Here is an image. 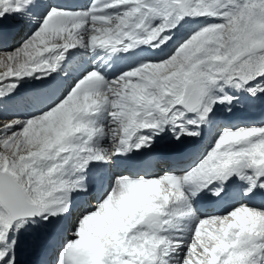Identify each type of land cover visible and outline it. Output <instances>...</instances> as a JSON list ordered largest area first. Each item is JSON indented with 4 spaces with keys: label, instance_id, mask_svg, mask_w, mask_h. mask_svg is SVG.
Wrapping results in <instances>:
<instances>
[{
    "label": "snow or ice",
    "instance_id": "snow-or-ice-1",
    "mask_svg": "<svg viewBox=\"0 0 264 264\" xmlns=\"http://www.w3.org/2000/svg\"><path fill=\"white\" fill-rule=\"evenodd\" d=\"M258 108L264 0H0V264H264Z\"/></svg>",
    "mask_w": 264,
    "mask_h": 264
},
{
    "label": "bare ground",
    "instance_id": "bare-ground-1",
    "mask_svg": "<svg viewBox=\"0 0 264 264\" xmlns=\"http://www.w3.org/2000/svg\"><path fill=\"white\" fill-rule=\"evenodd\" d=\"M260 121H264V109H260L259 111L255 112V113H245V114H241V115H239V114H237V112H235L229 118L230 123H240V124L258 123ZM206 142H207V137H206L205 141H203L199 145H197L198 150H202L203 147L205 146ZM151 159L153 160L154 167H155L158 158L154 156ZM160 166L162 167L163 165H160ZM205 208H207V207L202 206V210H205ZM24 259H25V261H30L31 257L25 256Z\"/></svg>",
    "mask_w": 264,
    "mask_h": 264
},
{
    "label": "rangeland",
    "instance_id": "rangeland-1",
    "mask_svg": "<svg viewBox=\"0 0 264 264\" xmlns=\"http://www.w3.org/2000/svg\"><path fill=\"white\" fill-rule=\"evenodd\" d=\"M259 110H260V108H258L255 112H257V111H259ZM236 112H237V114H239V115H241V114H245V113H255V112H246V111H243V110H237Z\"/></svg>",
    "mask_w": 264,
    "mask_h": 264
}]
</instances>
